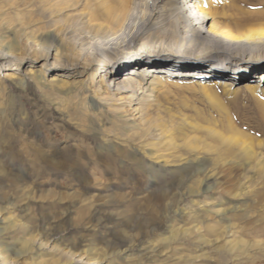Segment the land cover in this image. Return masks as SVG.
<instances>
[{"label":"rangeland","instance_id":"rangeland-1","mask_svg":"<svg viewBox=\"0 0 264 264\" xmlns=\"http://www.w3.org/2000/svg\"><path fill=\"white\" fill-rule=\"evenodd\" d=\"M0 5V37L8 41L10 24L53 28L84 12L79 4L38 13L31 0L23 17L12 0ZM236 53L185 57L264 62L261 50ZM38 67L0 78V246L9 262L264 264V81L254 90L244 72L176 80L165 87L168 100L159 95L172 118L141 130L109 123L103 106L86 111L80 95L77 104L49 97L26 75ZM85 114L98 116L80 123ZM132 132L136 140L126 137ZM12 249L25 253L16 261Z\"/></svg>","mask_w":264,"mask_h":264},{"label":"bare ground","instance_id":"bare-ground-1","mask_svg":"<svg viewBox=\"0 0 264 264\" xmlns=\"http://www.w3.org/2000/svg\"><path fill=\"white\" fill-rule=\"evenodd\" d=\"M34 1L38 13L45 6L63 11L79 4L84 12L69 17L72 21L63 19L53 28L41 25L42 21L26 28L21 24L17 30L10 24L6 30L12 32V41L0 37V78L14 76L24 65H38L36 70L28 69L26 75H33L46 95H56L72 104L79 102L80 95L88 101L86 111L103 106L112 113L109 123L116 126L143 130L171 119L172 110L162 104L159 95L163 92L168 100L172 88L165 87L176 80L244 72L250 73L249 81L257 82L252 86L254 90L264 81L263 61L235 64L223 59L212 62L214 59L196 61L185 57L189 53L229 49L240 56H257L258 51H264V10L257 9L262 0ZM30 3L31 0H12L16 15L31 16L26 9ZM130 48L133 53L123 56L116 66L110 63ZM154 50L157 57L147 56ZM221 68L224 70H218ZM123 71L128 73L120 75ZM85 115L78 118L80 123L95 122L98 116ZM126 137L135 138L133 132ZM218 137L231 145L236 138L232 136L231 143V136ZM167 192L162 189L159 195L164 197ZM3 219L0 216V221ZM3 230L0 226V233ZM8 250L0 246V264H14L8 261ZM12 250L16 261L25 253Z\"/></svg>","mask_w":264,"mask_h":264}]
</instances>
